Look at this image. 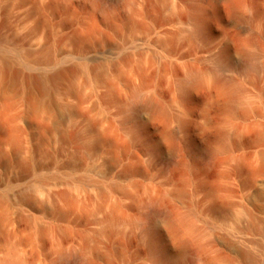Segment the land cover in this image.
<instances>
[{
    "label": "rangeland",
    "instance_id": "obj_1",
    "mask_svg": "<svg viewBox=\"0 0 264 264\" xmlns=\"http://www.w3.org/2000/svg\"><path fill=\"white\" fill-rule=\"evenodd\" d=\"M263 10L264 0L239 14L212 0H0V68L19 73L14 87L0 77V117L17 142L0 133V260L12 251L23 264H154L143 230L158 200L189 221L187 232L156 227L162 264H264ZM187 12L204 15L202 35H191ZM93 18L97 32L84 36ZM243 56L258 69L242 67ZM66 67L76 72L47 84L30 117L27 95L36 93L25 76ZM188 67L199 81L180 97ZM144 98L161 111L129 119ZM107 129L126 150L98 140ZM172 148L177 159L166 166ZM242 155L257 170L252 183L236 164ZM215 199L225 206L212 209ZM116 202L125 219L110 226Z\"/></svg>",
    "mask_w": 264,
    "mask_h": 264
},
{
    "label": "bare ground",
    "instance_id": "obj_2",
    "mask_svg": "<svg viewBox=\"0 0 264 264\" xmlns=\"http://www.w3.org/2000/svg\"><path fill=\"white\" fill-rule=\"evenodd\" d=\"M98 5L104 6L106 4V0H96ZM215 4H224L227 6V8L234 14H239L241 11L246 7L247 4H252L254 6V0H212ZM112 4V3H111ZM65 14L67 16V20L69 21L73 17V11L72 10H66ZM264 14V10H263ZM186 15L190 17L193 20V31L191 33L192 36H200L203 34L204 29H205V17L203 14H197V13H192V12H187ZM264 18V17H263ZM110 24L113 28H116L119 26V22L116 18L111 17L110 18ZM1 26V25H0ZM263 34H264V22H263ZM97 32V25L96 21L93 19L89 20V23L87 25V28L84 32V36H91L94 33ZM77 34L74 33L73 37H76ZM44 50V49H43ZM45 58H43V61H48V57L46 54L43 55ZM254 58L249 57V56H243L242 59L240 60V64L244 68L251 69L253 71H256L258 69L257 65L254 62ZM76 69L73 67H66L62 68L59 70H56L46 77H39V76H25V83L27 86L29 85L31 89L36 93V95H30L28 97L27 95V100L28 101V106H27V112L29 116H33L36 111V105H35V100L38 97H42L47 93V84H56L60 79L65 78L66 76H70L71 74L75 73ZM19 76L18 71L13 70L10 68L9 64L5 63L1 68H0V77L3 78L5 77V80H8L10 86H13L14 83L16 82L17 78ZM185 77L187 79L186 83L185 81H178L177 87L179 91V96L184 97L187 92L189 91V87L191 85L196 84L199 81V74L198 72L191 67L186 68L185 71ZM5 86V84H4ZM26 86V87H27ZM14 87V86H13ZM53 87V86H52ZM229 91H230V96L232 99H235L236 93L238 91L237 87L234 86H228ZM11 89V87H10ZM3 90V87H0V92ZM5 90V89H4ZM2 92V95L4 98H6V91ZM11 90H9L10 92ZM75 92V91H73ZM30 93V91H29ZM262 96L264 97V90L262 91ZM134 98L140 97V91L137 90L133 93ZM29 98V99H28ZM4 109H8L11 107V104L9 102H4L3 103ZM161 107L160 105L154 101L151 98H144L140 103L137 104H131L129 105L128 108V117L129 119H139L143 115L147 114H152L156 112H160ZM6 121H8V118L5 116L0 117V133L7 139L11 140L13 145L16 146L17 142L15 139L14 132L7 127ZM40 129L43 128L42 125H39ZM91 129L95 128V124L91 123L89 126ZM247 132H253L252 128H248ZM128 138L130 139H135L138 138V133L137 131H127ZM172 133L170 132L168 136H171ZM98 140H102L106 143L108 148L110 150L115 149L116 147H121L123 150L127 149L128 143L126 141L121 140L119 137H117L116 133L112 132L110 129H107L103 131L99 136ZM188 147L189 143H187ZM176 148L171 149V153L168 159L164 161V164L166 166H170L173 163L176 162ZM197 152V153H196ZM194 152L193 150L189 149L190 154H196L199 159H201L203 162H211L214 161L215 159V153L213 151H199L197 150ZM262 156V155H261ZM214 163V162H213ZM236 164L249 171V177L247 178L248 183L253 182V175L256 169L251 168L247 164L246 156L242 155L237 158ZM130 170L134 171L133 167H129ZM209 195L212 197L216 198L217 194V187H207ZM177 195H181L182 191L177 190L175 192ZM254 197V196H253ZM217 199L214 200V203L212 204L211 208L214 209L216 207H223L225 206L224 203H218L216 201ZM158 200H154L148 205V212L144 216V219L146 220V228L143 230V234L147 240V251L151 255V257L154 260V264H162L165 260L168 259V256L166 252L163 250L157 239L154 237V231L158 225H165L167 228H169L170 231L173 233H178V232H187L189 229V221L187 218V215L185 213H181L179 211H169L167 210L166 207H158L157 202ZM40 206V205H39ZM125 219V214L121 210L120 205L116 202L111 205L110 208V215L108 217V222L110 226L117 225L124 221ZM188 242H184V247H186ZM247 255V254H245ZM248 259H250L248 257ZM190 264L195 263V257L190 258ZM0 264H23L22 261L15 256V254L12 251H8L7 254L0 260Z\"/></svg>",
    "mask_w": 264,
    "mask_h": 264
}]
</instances>
